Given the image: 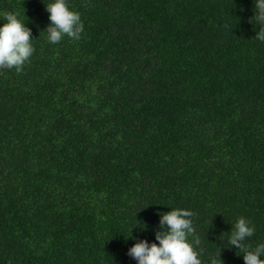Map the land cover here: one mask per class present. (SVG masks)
Wrapping results in <instances>:
<instances>
[{"label":"trees","instance_id":"obj_1","mask_svg":"<svg viewBox=\"0 0 264 264\" xmlns=\"http://www.w3.org/2000/svg\"><path fill=\"white\" fill-rule=\"evenodd\" d=\"M69 5L84 32L52 45L42 0H0L35 49L0 69V264H136L124 235L155 242L169 207L194 212L205 262L244 264L223 241L243 215L264 242L252 0Z\"/></svg>","mask_w":264,"mask_h":264},{"label":"clouds","instance_id":"obj_2","mask_svg":"<svg viewBox=\"0 0 264 264\" xmlns=\"http://www.w3.org/2000/svg\"><path fill=\"white\" fill-rule=\"evenodd\" d=\"M42 2L48 12L49 21L43 30L46 42L55 45L65 36L73 41L80 40L84 25L80 13L70 7L69 0ZM252 4L254 13L252 23L254 27L259 26L254 38L264 43V0H252ZM33 40L31 29L18 13L12 11L0 13V69L22 71L35 51ZM169 209L166 212H158L155 242L137 240L131 236V231L129 235H124L125 238L134 241L127 248V255L135 260L136 264H222L218 254L208 256L207 262L202 259L204 250L200 238L195 235L194 212L182 207ZM230 225L227 239L223 241L224 246L239 250L244 264H264V242L254 246L247 243L255 232L252 221L240 215ZM140 227L143 228L145 225Z\"/></svg>","mask_w":264,"mask_h":264}]
</instances>
